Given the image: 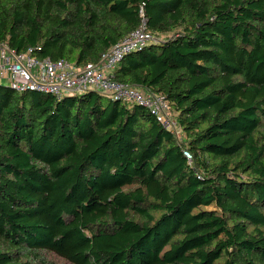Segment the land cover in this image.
Returning a JSON list of instances; mask_svg holds the SVG:
<instances>
[{
    "label": "trees",
    "instance_id": "16d2710c",
    "mask_svg": "<svg viewBox=\"0 0 264 264\" xmlns=\"http://www.w3.org/2000/svg\"><path fill=\"white\" fill-rule=\"evenodd\" d=\"M144 20L110 75L183 138L136 101L1 81L0 264H264V0H0V42L83 66Z\"/></svg>",
    "mask_w": 264,
    "mask_h": 264
},
{
    "label": "built area",
    "instance_id": "2783aa9c",
    "mask_svg": "<svg viewBox=\"0 0 264 264\" xmlns=\"http://www.w3.org/2000/svg\"><path fill=\"white\" fill-rule=\"evenodd\" d=\"M154 38L146 30L144 20L138 28L103 54L98 62L83 66H76L65 58H40L33 55L31 49L20 52L6 42H0V82L6 79L19 92L33 89L61 95L93 89L117 100L136 101L148 107L160 122L178 135L177 122L172 120L168 101L163 94L120 82L110 75L125 53Z\"/></svg>",
    "mask_w": 264,
    "mask_h": 264
},
{
    "label": "rangeland",
    "instance_id": "374dc122",
    "mask_svg": "<svg viewBox=\"0 0 264 264\" xmlns=\"http://www.w3.org/2000/svg\"><path fill=\"white\" fill-rule=\"evenodd\" d=\"M3 83H7V80L6 79H3L2 80ZM170 114H171V118L172 120H174L175 122H177L176 118L174 117L172 111L170 110ZM177 126H178V137L179 138H183V132H182V129L181 127L178 125L177 123ZM47 258L48 259H51L53 262H55L56 264H71L70 262L66 261L65 259H63L62 257L58 256L57 254H55L54 252H47Z\"/></svg>",
    "mask_w": 264,
    "mask_h": 264
}]
</instances>
